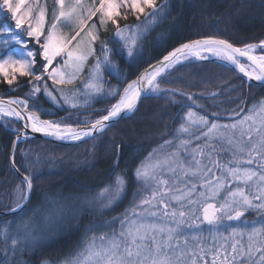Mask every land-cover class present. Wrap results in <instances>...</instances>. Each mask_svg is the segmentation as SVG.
I'll list each match as a JSON object with an SVG mask.
<instances>
[{"label":"snow or ice","instance_id":"1","mask_svg":"<svg viewBox=\"0 0 264 264\" xmlns=\"http://www.w3.org/2000/svg\"><path fill=\"white\" fill-rule=\"evenodd\" d=\"M54 4L53 20L46 28L44 6L37 5L38 13L34 14L31 5L25 8L26 0H0V9L11 14L15 28L21 29L27 24V37L39 46L35 51L29 49L27 42L10 27L0 29L3 36L0 46H20L7 55L0 53V76L8 85L16 81L17 74L33 78L29 81L33 83L32 94L41 92L39 82L45 74L53 84H72L84 62L95 54L93 45L100 39L99 29L107 30L111 24L115 27L112 43L116 51L107 42L101 44L103 58L97 59L86 84V88L99 94L103 91L102 65L110 72L118 71L112 56L122 55L126 50L127 56L133 57L143 38L166 14V6H158L157 0H54ZM129 15L140 22L122 27L119 20H127ZM94 17L98 18V24L92 22ZM66 25H71L74 34L63 31ZM257 48L264 51V40L243 47L211 37L183 43L129 83L122 94L118 90L110 91L109 95H119L117 103L106 115L83 129L41 120L38 110L29 111L27 99L8 101L7 107L0 101V116L14 117L24 121L25 130L30 126L33 133L60 140L93 137L94 133L106 130L122 113L133 112L142 95L170 91L160 86L158 77L182 60L207 59L205 53H208L235 65L250 81L264 82V55H253ZM37 55L44 61L40 74L33 70ZM60 57H66L63 65L53 66L54 60ZM240 58H247L251 63L245 65ZM66 68L75 71L68 74L64 71ZM43 91L56 100L47 84ZM188 99L194 100V97L190 95ZM71 106L77 107L75 103ZM218 115L214 113L213 117ZM232 117L230 123L222 124L189 107L177 135L161 146L164 149L175 144L176 150L162 155L154 150L146 158L150 162L142 161L136 169V178L143 181V191L147 194L140 195L121 217L89 226L86 232L92 235H86L81 246L64 257L61 264H264V99L249 107L246 114L243 109L233 110ZM21 138H28L26 131L19 132L17 140ZM193 139L204 143L191 148ZM16 143L13 141V148ZM225 152L230 158L221 162L219 157ZM34 179L30 173L22 176L10 212L23 211L30 200ZM125 191L126 180L117 174L114 183L97 198L101 214ZM250 210L261 214L259 222L248 226L249 222L245 221L244 228L231 227L226 236L221 233V229L229 227L226 221H241ZM116 219H119V228L113 227ZM30 221L31 218H22L23 230L17 224L15 232L11 222L0 226V239L6 246L10 243L13 252L35 242ZM205 225L208 236L204 235ZM99 227L111 231L97 234ZM257 254L258 261L253 259Z\"/></svg>","mask_w":264,"mask_h":264},{"label":"trees","instance_id":"2","mask_svg":"<svg viewBox=\"0 0 264 264\" xmlns=\"http://www.w3.org/2000/svg\"><path fill=\"white\" fill-rule=\"evenodd\" d=\"M164 3L169 6L170 14L158 23L159 30L150 32L149 38L147 36L141 66L137 69L124 57L117 58L121 69L129 71L127 80L134 79L139 70L168 50L192 39L217 37L236 46L264 39V0H164ZM157 34H160L159 41L154 39ZM36 60L40 67L41 57L37 56ZM28 78L25 76L13 84H25ZM158 80L163 88L170 91L146 95L132 115L90 140L73 145L29 137L18 141L13 161L23 175L30 173L35 177L27 206L44 202L49 195H91L110 185L117 174L133 185L134 171L139 162L156 145L170 137L178 110L182 111L184 107L192 106L209 118L224 120L232 115L233 110H244L251 102L264 98L263 84L249 83L232 68L214 60H187L169 69ZM13 84L0 82V94L8 92ZM25 88L4 95L24 97ZM190 95L194 100L188 99ZM43 104L51 107L47 100H43ZM66 113L60 109L53 116L39 112L44 118L63 117ZM214 113L219 114L218 117H213ZM104 114L99 113L97 118ZM72 122L82 123L81 120ZM20 128L15 119H0V212L13 206L16 186L22 180L9 161L13 139ZM122 204L124 202L111 210L105 209L103 214L86 209L73 224L72 231L57 236L52 243L28 254L27 264H40L44 259L53 261L67 256L81 242L90 225H98L99 220L111 216L114 209L119 210ZM15 216L0 214V226Z\"/></svg>","mask_w":264,"mask_h":264},{"label":"rangeland","instance_id":"3","mask_svg":"<svg viewBox=\"0 0 264 264\" xmlns=\"http://www.w3.org/2000/svg\"><path fill=\"white\" fill-rule=\"evenodd\" d=\"M88 2H90V0H88ZM157 4H158V6H161V5L166 6V4L164 3V0L163 1L157 0ZM29 5H31L33 7L34 14L38 13L37 5L44 6L46 8L45 26L47 28V26L51 25L52 20H53L52 12H53V8L55 7L54 0H26L25 8H27ZM165 13H166L165 17L169 16V14H170L169 6H166ZM129 17L130 18H128V19L130 21L129 20H122V22H119L122 27L125 24L135 25V24L140 22V21H137L131 15H129ZM142 20H144L143 16H141V21ZM162 21H163V19L160 22H162ZM92 22H95L98 24V18L94 17ZM92 22H90V23H92ZM157 25L154 28H152L147 33V35L143 38L141 47L134 53L133 57H128L126 50L123 52L122 55L121 54H114L112 56V60L116 64L118 71L110 72L109 68L104 67L102 65L100 83L103 86V91L99 94L94 93V92H92L91 89L86 88V84L90 80V77L92 75V70L94 69V66L97 62V59L103 58V54L101 52V44L103 42H107L108 47L110 49H113L114 53L116 51V49L113 48V43H112V41L114 39L115 27L111 24L108 25L107 30L99 29L100 39L98 41H96L93 45V47L95 49V54L89 56L88 60L84 62L81 70L76 73V79L74 80V82L72 84H64V85L53 84L52 80L48 79L47 75L45 74L44 79H42L39 82V86L41 88V92H39V93L32 94L33 83L29 82V81L33 80L32 77H29L25 84H13L12 88L6 93H9L10 91H16L18 88L26 87L25 90L23 89L24 97H17V100L27 99L29 101V105H30L29 109L32 111L38 110L37 111L38 115H40L39 112H43V113H45V115L50 114L53 116V114L56 113L59 109L67 111V113L63 117H52V116L47 117L51 121H58V122H61L62 124H65V125H78V124H83L85 119H88V120H86L84 123L88 122L91 119L95 120V118H97L99 116L98 115L99 113H101V114L106 113L108 111V109H110L111 106L113 104H115V102L119 98V95H109V92L118 90L121 93V92H123L124 88L130 83V81H132V79L127 80V76H128L127 72L129 73V71L127 70L125 72L124 70L121 69V67L117 61V58L120 56L124 57V59L126 60L127 63L134 65L138 69V67H140L142 64L141 61L143 60L142 57H143V53H144L143 49H144V46L147 42V36L149 38L150 32H152V31L154 32V31H157L160 29V27ZM4 27H10L13 33L17 34L19 36V38L26 41L27 47L29 49H32L34 51L38 49L39 46L35 43V41L31 40L26 35L25 29L27 27V24H25L21 29H16L15 23L11 17V14L7 13L6 9H0V29H3ZM155 28H157V29L155 30ZM63 31L66 33H69V34H74L71 30V25H66L63 28ZM159 35L160 34H157V36H155L154 39L155 40L158 39V41H159V37H160ZM2 39H3V36L0 35V40H2ZM117 46H119V45H117ZM19 47H20L19 45H15V44L3 45V46H0V53H4V55H7L8 53H10L12 51V49L19 48ZM254 51H255L254 52L255 55L256 54L257 55H264V51H262L259 48H257V50H254ZM37 56H39V55H37ZM206 56H207V58H211L208 55H206ZM64 59H66V57L57 58L56 60H54L53 66L59 67V66L63 65ZM189 59H193V58H189ZM241 62L244 63L245 65H249L246 62H244L243 60H241ZM37 63L38 62L36 60V63L34 65L33 70L37 74H40L43 72L42 65H43L44 61L41 58V64H40L41 66L40 67L37 65ZM38 67L42 68V69H39ZM144 68H142L141 70H143ZM141 70H139V72H141ZM64 71L68 74H71L75 70L73 68H66V69H64ZM164 74H165V72H164ZM23 77H25V76H23ZM23 77L19 76L17 74L16 80H20ZM26 77H28V76H26ZM0 82H4L3 76H0ZM45 84L48 85V90L50 92H52L53 96L56 97L55 101H53L50 97L45 95V93L43 91ZM164 89L170 90L169 88H166V87H164ZM6 93L0 94V96L3 97V95ZM62 93H63V95H62ZM152 95H159V94H152ZM66 99L68 100L67 103L65 102ZM262 99H264V98H259V99L255 100L254 102H251L249 105H247L248 107H246V109L243 110V114H246L249 107L253 106L258 101H261ZM43 100H47L51 104V107H45L46 105L43 104ZM73 103H75L77 105V107L73 108L71 106V104H73ZM189 107H191L193 111L202 114L201 112H199L198 110H196V108H193L192 106L184 107V109H182V111L180 110V112L177 113L176 120L173 121L174 122V128L172 130V134L170 135V137L168 139L164 140L162 143L156 145L151 150L150 153H152L155 150L157 154L162 155L164 152H172V151L176 150L175 144H173L171 147H166L164 149H161V146L165 144V141L172 140L177 135V129L179 128L180 124L182 123V118L188 112ZM88 111H90V112H88ZM77 113H79V115ZM90 114L91 115L93 114L95 116L91 117ZM202 115H204V114H202ZM231 116L232 115H230L227 118H224V120H217V122L222 123V124L223 123H230L233 119V117H231ZM0 119H2L3 121H8L10 119H14V117L0 116ZM74 120H81L82 123H73L72 121H74ZM197 143L203 144L204 141L201 140V141L197 142L195 139H193V143L191 145V148H195L197 146ZM191 148L188 149L189 152L191 151ZM218 149H219V145H218ZM181 152L183 153V150H181ZM148 156H149V154L143 160H141L139 162L138 166L141 164L142 161L145 163H149L150 161L146 159V158H148ZM155 158L156 157L154 156L153 160ZM214 158H217V157L214 156ZM229 158H230V156L226 152L222 153L221 156L219 157L221 162H224V161L228 160ZM189 159H190V157H189ZM136 169H135L134 175H133L135 178L133 185L128 184L127 180L125 179L126 180V191L124 192L122 197L116 203H114L110 208H106V209L111 210L114 207L119 206L120 202H122V203L124 202V205L122 204V207L117 211L115 208L114 209L115 212L111 216L104 218V220L98 219L99 220V222L97 223L98 225H103L106 221H112L114 218L121 217L122 214L125 213L126 209H130L131 206L133 205V203L137 202L139 200L140 195L147 194L143 191V188H144L143 181H138L136 178V175H135ZM113 177H114V179L110 185H112L114 183L115 176H113ZM110 185L102 187L101 189L96 190L94 193H92L91 195H88V196L87 195H73V196L72 195H68V196L62 195V196L57 197V196L49 195L44 200V202H39V203L34 204L32 206H29V207L26 205L22 212L12 213L13 215L15 214L16 216L9 218V220L7 219L5 222L1 223L2 224L1 226H4V225L8 224L9 222H11L13 232H15L17 224H20L21 230H23L22 218H24V219L31 218L30 227L32 229H34L32 235L35 237V242L33 244H31L30 247H27V248L21 247L16 252H13L12 248L10 246V243H9V245L6 246L3 242V240L0 239V264H27L26 256L28 254L35 252V250H37L38 248L41 249L43 246L47 245L50 242L52 243V241L57 236L64 234L66 232L72 231L73 226H74L73 224H75L76 220L81 216V214L83 212H85L86 209L92 210L94 212H98V214H101V210H100L99 203L97 202V198L99 197L100 193L105 188H108ZM104 202L106 203V201H104ZM7 211H9V210H7ZM103 211H105V209ZM254 213H255V210H250L241 219V221H238V222L237 221H232V222L226 221V224H228L229 227L227 228V230L221 229L220 230L221 233L226 236L230 233L231 227L244 228L245 227V223H244L245 221L249 222L248 226L251 225V222H259V218L253 216ZM3 215H8V214H3ZM98 225L93 224L90 226H98ZM113 227L119 228V219H116ZM104 231L110 232L111 229H106L103 227H99L96 229L97 234H99L100 232H104ZM86 235L91 236L92 233L86 232V230H85V232L82 236L81 242L76 246V248L74 250H76L79 246H81ZM204 235H206V236L209 235L207 225L204 226ZM245 242H247L246 236H245ZM74 250H72V252ZM64 257H66V256H64ZM64 257L60 258V260H53V261L51 259H44V260H41L40 264H45V262H47V264H61V261L63 260ZM253 259L258 261L259 260V254H257Z\"/></svg>","mask_w":264,"mask_h":264},{"label":"water","instance_id":"4","mask_svg":"<svg viewBox=\"0 0 264 264\" xmlns=\"http://www.w3.org/2000/svg\"><path fill=\"white\" fill-rule=\"evenodd\" d=\"M204 38H209V37H199V38H197V39H204ZM211 38H216V39H221V38H217V37H211ZM197 39H192V40H189V41H186V42H183V43H188V42H190V41H193V40H197ZM183 43H181V44H183ZM230 43V42H229ZM181 44H179V46L181 45ZM178 45L176 46V47H174V48H172L171 50H168V52H166L164 55H167L169 52H171L173 49H175V48H177V47H179ZM235 46V45H234ZM235 47H237V46H235ZM163 55V56H164ZM163 56H161L160 58H158V60H156V61H154L153 63H151L150 65H148L146 68H144L143 70H141V72L135 77V79L134 80H136L139 76H141L144 72H145V70H147V69H149L150 68V66H154V65H156L159 61H161L162 60V58H163ZM240 59H242V60H244L245 62H247L248 64H250L251 62L250 61H248L247 60V58H240ZM220 62H222V61H220ZM222 63H224V64H226V65H228V66H230L228 63H226V62H222ZM233 70H235L238 74H240V76L241 77H243L246 81H248V82H250V83H253V84H263L264 85V82H259V81H255V80H249L246 76H244V74L243 73H241L236 67H233V66H230ZM133 80V81H134ZM145 95H142L141 96V98L137 101V107H138V105H139V101H141L142 100V98L144 97ZM11 100H16L15 98H13V97H10V96H0V101H4L5 102V107H7V102L8 101H11ZM118 101V100H117ZM117 103V102H116ZM137 107L134 109V111L137 109ZM30 111V110H29ZM133 111V112H134ZM107 114V113H106ZM105 114V115H106ZM132 114V112L131 113H127V112H125V113H122L121 114V117H119V118H117V119H115V120H113L112 122H110V125L106 128V130L109 128V127H111L112 125H114L115 123H117L118 121H120L121 119H123V118H125V117H128V116H130ZM38 115V114H37ZM40 117V116H39ZM15 119V118H14ZM40 119L41 120H48V121H51L50 119H47V118H42V117H40ZM99 119V118H98ZM18 121V120H17ZM95 121V120H94ZM93 121V122H94ZM19 122V124L22 126V130L21 131H26V135L29 137V138H39V139H44V140H48V141H51V142H53V143H58V144H63V145H73V144H80V143H83V142H85V141H87V140H90V139H92V138H94V137H96L97 135L99 136L100 134H102V133H104L106 130H104L102 133H94V136L93 137H84V138H82V139H80V140H60V139H57V138H55V137H52V136H46V135H44L43 133H33L32 131H31V128H30V126L25 130L24 129V121H18ZM92 122H90V123H87V124H81V125H71L72 127H76V128H81V129H83V128H86V127H89L90 126V124H91ZM21 139H23V138H21ZM14 141H16V142H18L19 140H17V137H15V139H13ZM17 144V143H16ZM16 148V147H15ZM15 148H13V144H12V147H11V152H10V166H11V168L20 176V177H22L23 176V174L19 171V172H17L16 171V169H18V168H16V165H15V163H14V152H15ZM32 194V193H31ZM29 202V201H28ZM28 202H27V204H28ZM26 204V205H27ZM12 214L13 212H10V211H1L0 212V214ZM19 213V212H18Z\"/></svg>","mask_w":264,"mask_h":264},{"label":"bare ground","instance_id":"5","mask_svg":"<svg viewBox=\"0 0 264 264\" xmlns=\"http://www.w3.org/2000/svg\"><path fill=\"white\" fill-rule=\"evenodd\" d=\"M245 45V44H244ZM243 45V46H244ZM236 46V45H235ZM243 46H237V47H243ZM205 55H208V56H210V57H212V58H214L215 57V59H218V60H221V59H219L218 57H216V56H214V55H211V54H208V53H205ZM207 59H210V58H207ZM206 60V59H205ZM182 61H184V60H182ZM181 61V62H182ZM222 61V60H221ZM180 62V63H181ZM225 62V61H224ZM179 64V63H178ZM177 65V64H176ZM230 66H233V67H235V65H231V64H229ZM132 81H130V83H131ZM127 87V86H126ZM123 92H121V94H122ZM119 100V99H118ZM113 126V125H112ZM110 128V127H109ZM22 178V177H21ZM30 199H31V197H30ZM30 201V200H29ZM29 203V202H28ZM28 205V204H27Z\"/></svg>","mask_w":264,"mask_h":264},{"label":"flooded vegetation","instance_id":"6","mask_svg":"<svg viewBox=\"0 0 264 264\" xmlns=\"http://www.w3.org/2000/svg\"><path fill=\"white\" fill-rule=\"evenodd\" d=\"M260 213H258L257 211H255V213L253 214V216H255V217H258L259 218V220H260Z\"/></svg>","mask_w":264,"mask_h":264}]
</instances>
